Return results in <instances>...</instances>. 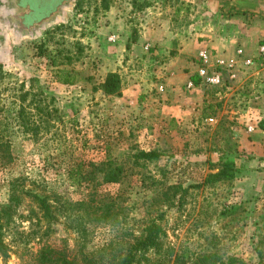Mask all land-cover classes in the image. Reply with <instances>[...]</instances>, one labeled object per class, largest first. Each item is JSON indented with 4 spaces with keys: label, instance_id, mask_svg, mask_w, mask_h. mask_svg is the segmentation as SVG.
I'll list each match as a JSON object with an SVG mask.
<instances>
[{
    "label": "rangeland",
    "instance_id": "obj_1",
    "mask_svg": "<svg viewBox=\"0 0 264 264\" xmlns=\"http://www.w3.org/2000/svg\"><path fill=\"white\" fill-rule=\"evenodd\" d=\"M63 1L62 19L46 20L48 15L29 23L24 0H0V205L9 201V180L19 175L27 176L26 185L44 181L71 201L87 200L90 184H72L69 168L82 162L86 173L90 162L113 160L124 178L96 192L117 200L136 221L135 234L150 206L152 217L164 211L159 223L173 258L199 264L196 257L209 255L211 264H232L231 258L264 264V58L257 53L264 41L254 47L237 39L227 47L202 44L201 31L189 29L197 12L186 0ZM104 4L115 12L114 21L103 18ZM222 6L238 28L251 18L241 6ZM140 37L144 41L136 44ZM239 47L249 48L253 61L238 59L234 77L218 86L200 79L188 87L199 49L229 60ZM111 72L119 76L120 94L101 88ZM22 88L53 114L36 135L20 123L15 95ZM148 151L157 155H140ZM217 172L222 175L213 176ZM171 184L186 187L181 204L172 190L168 199L159 195ZM15 208V228L7 235L11 250L0 255V264H28V247L10 240L15 230H30L31 221L35 228L37 219L42 229L48 224L28 196ZM52 226L44 240L76 253L77 235L63 218ZM115 234L99 226L91 242L108 252ZM40 244L28 246L33 251Z\"/></svg>",
    "mask_w": 264,
    "mask_h": 264
},
{
    "label": "trees",
    "instance_id": "obj_2",
    "mask_svg": "<svg viewBox=\"0 0 264 264\" xmlns=\"http://www.w3.org/2000/svg\"><path fill=\"white\" fill-rule=\"evenodd\" d=\"M29 4L30 12L26 14L29 23L33 20H39L50 15L55 11L53 4L61 3L63 0H24ZM58 4V5H59ZM57 5V6H58ZM56 6V7H57ZM46 8H52L46 15L36 18L35 14ZM104 9L108 8L104 4ZM0 65V78L3 76ZM194 85L200 81L197 74L191 76ZM23 87V86H22ZM101 88L106 93L120 94V79L116 72L107 75L105 81L101 84ZM36 93L30 89L20 90L15 95V99L19 101L18 115L20 123L24 131L33 135L38 134L39 130L50 125L52 119V111L47 105L41 106L39 99H36ZM31 96L30 98H28ZM32 108L36 109V113L32 112ZM39 113V115H38ZM37 115V118H33ZM46 115V116H45ZM144 157H155V151L141 152ZM82 162L76 164L75 167L69 168L67 179L72 184H81L86 181L90 184V198L87 200L71 201L63 194L57 192L53 188L46 185L44 181L30 180V185H26L27 176H16L9 180V201L0 205V255L7 257L11 250V244L7 240L8 232L15 228L14 212L17 203L22 195L28 196L42 211V217L48 224L44 229L37 222V228L32 226L30 230H15V236L11 238V242H17L22 246H27L26 251L31 255V261L28 264H185L176 254L173 258V246L167 245L165 241V231L159 221L164 216V211L157 209V215L152 217L150 206L145 213L146 218H142V227L137 234L134 233V223L130 222L124 208L118 204L114 197L100 196L96 189L102 184H118L123 178V168L121 164L113 160H106L99 165L90 162L91 171L82 172ZM222 175V172L213 174L215 177ZM41 186V188H37ZM48 188V189H47ZM38 189V190H37ZM45 190H48L47 192ZM172 190V196H177L178 203H182L185 195L186 187L181 184H171L159 193L164 199H168L169 191ZM179 191V192H178ZM158 195V196H159ZM152 197L150 205H154L159 197ZM168 197V198H167ZM126 208V206H125ZM63 218L64 223L70 228L78 238V249L76 253H71L67 246L56 247L47 243L44 238L48 237L50 232L54 230L53 224ZM99 226H107L116 231L109 245V251L102 253L92 244V236L94 230ZM35 240L40 244L38 248L32 251L29 243ZM27 248H25L26 250ZM209 255L196 257L199 264L209 263ZM232 264H236L237 259L231 258ZM237 264H245L239 261Z\"/></svg>",
    "mask_w": 264,
    "mask_h": 264
},
{
    "label": "crops",
    "instance_id": "obj_3",
    "mask_svg": "<svg viewBox=\"0 0 264 264\" xmlns=\"http://www.w3.org/2000/svg\"><path fill=\"white\" fill-rule=\"evenodd\" d=\"M186 1H191L196 7L197 19L194 25L190 26L189 29L192 31L194 28H197V30L201 31L198 35L205 36V40L202 44H214L216 47H227L229 43L232 44V42L237 39L242 42V44H251V46L254 47L256 44L264 41V0ZM65 2L66 1H63L46 20L62 19L67 9V4ZM224 3H226L228 7H230V5L243 7L247 12L249 11V13H251V18L243 26H239L238 28L234 24L237 23L235 17L225 13L226 8L222 6ZM104 13L103 18H112L114 21L113 18H115L116 15L112 8L106 9ZM61 14H63V16ZM107 24V27H109L110 23ZM111 37L117 39L115 33ZM143 41L142 37H140L136 44H140ZM248 49L245 52H249Z\"/></svg>",
    "mask_w": 264,
    "mask_h": 264
},
{
    "label": "built area",
    "instance_id": "obj_4",
    "mask_svg": "<svg viewBox=\"0 0 264 264\" xmlns=\"http://www.w3.org/2000/svg\"><path fill=\"white\" fill-rule=\"evenodd\" d=\"M258 56L264 58V43L257 48ZM198 66L196 73L204 84L218 86L224 82L226 76H235V66L238 59H241L244 64H250L253 60L247 56L242 47L237 48L233 59H225L218 56H213L212 51L201 48L197 53ZM188 87L193 86L191 80L187 83Z\"/></svg>",
    "mask_w": 264,
    "mask_h": 264
}]
</instances>
